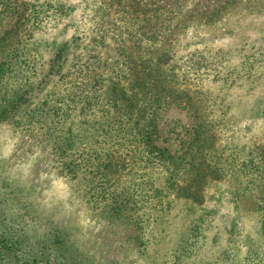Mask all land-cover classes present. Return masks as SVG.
<instances>
[{"label":"rangeland","instance_id":"1","mask_svg":"<svg viewBox=\"0 0 264 264\" xmlns=\"http://www.w3.org/2000/svg\"><path fill=\"white\" fill-rule=\"evenodd\" d=\"M141 1L146 13L127 0H0V110L23 108L0 121V264H264V175L242 173L264 153V0ZM130 66L142 78L128 86ZM152 106L156 144L175 155L196 112L213 127L202 138L217 139L208 161L224 165L201 205L170 195L156 232L131 210L145 216L167 177L137 138L148 123L135 110ZM110 153L116 168L97 176Z\"/></svg>","mask_w":264,"mask_h":264},{"label":"trees","instance_id":"2","mask_svg":"<svg viewBox=\"0 0 264 264\" xmlns=\"http://www.w3.org/2000/svg\"><path fill=\"white\" fill-rule=\"evenodd\" d=\"M130 1L132 4L136 7L135 10L139 9L140 13H146L148 11L147 8L143 6V3L141 0H127ZM133 7V8H134ZM166 41H163V46L165 45ZM69 43L66 42L59 53L57 54L55 61H57V65L51 66V69L49 70V76L53 73H55L56 69L63 68L62 60L63 58L66 59L68 53L67 45ZM148 64V63H147ZM7 61L6 57L1 54L0 49V85L1 82L4 80L6 73H7ZM151 68V67H150ZM130 73L128 75V78H132L131 83L129 82L128 86H131L132 82L134 80H140V74L135 73V69L133 66L129 67ZM151 74H146L144 79L151 78ZM128 81V80H127ZM144 83L146 81H143ZM134 87V85H133ZM140 86L139 88H141ZM129 89V88H128ZM127 90V89H126ZM126 90L124 92H126ZM188 92V90L186 91ZM30 99V98H29ZM29 99H26L27 101ZM110 102L113 107H118L119 99H110ZM189 102V101H188ZM225 99H222L221 101H216L217 104L224 107ZM191 107V103H188ZM22 105H11L8 106V110H6V107L0 110V121L7 120V118H10L12 116V113H16L17 110L19 112H22L21 108ZM4 107V106H1ZM148 110V111H147ZM143 109L142 107H137L135 110V116L138 117L139 122L137 125H143L145 123H148L146 127L140 130L139 140L141 143L146 146V149L149 151V160H159L162 165L167 166V177L164 180V184H160V186H151L148 191V196L151 199V210H145V216L140 214V210L143 209V207H138L135 205L131 208L134 215L136 216V219L141 224L143 221H147L148 226L153 225L155 232L156 229L161 225V223L165 220L166 215H163L162 210L163 208L172 209L175 203L173 199L170 198V195H175L178 198L186 199L187 201L195 202L196 204L201 205L204 202V195L206 190L208 189L209 185L216 181L217 179L221 178L223 176L222 169L224 168V165L221 164L219 161H215L213 165L212 162L208 161V156L216 155L218 152L214 150L215 147V140L216 137L213 135L211 139L212 142L209 141L208 138H202V136L208 132L212 131L211 127H203V125L199 122V115L195 112V117L198 120L196 123V126L193 127L191 130L192 133L185 134L184 137L181 138V146L183 150L182 155H177L180 151H178L175 155L170 154L169 150L165 147H161L158 144H156V136L158 135L157 127L155 125V119L151 117V115H155V108L152 106L149 109ZM228 114V111L226 109L222 110V116L224 119H226ZM129 115L132 116L131 113ZM151 117V118H150ZM154 117V116H153ZM155 136V138H154ZM73 149V146L68 145V149ZM259 151L255 152L252 151V156L249 159V163L245 165L243 172H250L254 173L256 177L262 178L264 175V153H261ZM114 160H117V158L113 154H108L106 156V159L100 160L95 164V172L97 173V176H105L109 173V170L111 168H116L115 166L111 165ZM189 160L188 163L185 164L184 161ZM83 162V161H82ZM261 165L263 168L258 169L257 166ZM81 164H75L73 162H70V171L75 173L77 170H79V166ZM172 168V170L170 169ZM108 172V173H107ZM254 182V180H252ZM204 205V204H203ZM202 205V206H203ZM129 207V206H128ZM190 214L193 212L195 213V208L191 207ZM259 211H262V209L257 208L255 209V213H258ZM204 219L199 218L196 219V221L191 222V230H195L196 228L200 227L203 223ZM160 238L155 234L154 241L159 242ZM6 243L3 241H0V258L3 256V252L6 250ZM11 253V252H6ZM73 260L76 258L73 256H70ZM24 262L21 264H39L38 259L36 258H24ZM41 262V261H40ZM179 264H182V257L179 258Z\"/></svg>","mask_w":264,"mask_h":264}]
</instances>
